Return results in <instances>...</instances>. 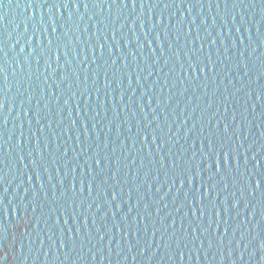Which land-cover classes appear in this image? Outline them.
Segmentation results:
<instances>
[{"label":"water","instance_id":"water-1","mask_svg":"<svg viewBox=\"0 0 264 264\" xmlns=\"http://www.w3.org/2000/svg\"><path fill=\"white\" fill-rule=\"evenodd\" d=\"M0 67V264H264V0H0Z\"/></svg>","mask_w":264,"mask_h":264},{"label":"snow or ice","instance_id":"snow-or-ice-1","mask_svg":"<svg viewBox=\"0 0 264 264\" xmlns=\"http://www.w3.org/2000/svg\"><path fill=\"white\" fill-rule=\"evenodd\" d=\"M85 7H87V4H85ZM2 71H3V68L0 67V72H2ZM0 107H3L2 103H0ZM189 179L191 180V177H190ZM256 185H257V187L260 186V180H257V181H256Z\"/></svg>","mask_w":264,"mask_h":264}]
</instances>
